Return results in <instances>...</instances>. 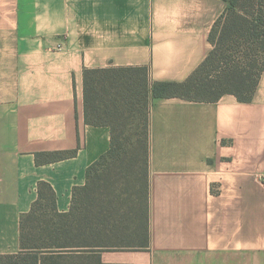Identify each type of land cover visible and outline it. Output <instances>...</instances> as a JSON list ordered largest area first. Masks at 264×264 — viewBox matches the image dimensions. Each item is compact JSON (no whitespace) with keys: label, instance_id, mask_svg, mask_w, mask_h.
Wrapping results in <instances>:
<instances>
[{"label":"crops","instance_id":"1","mask_svg":"<svg viewBox=\"0 0 264 264\" xmlns=\"http://www.w3.org/2000/svg\"><path fill=\"white\" fill-rule=\"evenodd\" d=\"M224 0H0V253L49 182L68 211L111 129L86 122L84 69L147 66L186 80L213 48ZM76 150L47 160L38 154ZM264 72L250 102L150 104V246L108 263L264 264Z\"/></svg>","mask_w":264,"mask_h":264},{"label":"trees","instance_id":"2","mask_svg":"<svg viewBox=\"0 0 264 264\" xmlns=\"http://www.w3.org/2000/svg\"><path fill=\"white\" fill-rule=\"evenodd\" d=\"M224 1L210 32L213 48L184 81H152L147 66L84 69L86 122L110 127L111 146L74 188L68 211L58 209L49 182L39 183L20 220L21 249L0 253V264H125L105 262L102 253L150 246L151 100L215 102L233 94L250 102L264 72V0ZM75 154L39 153L37 160Z\"/></svg>","mask_w":264,"mask_h":264},{"label":"built area","instance_id":"3","mask_svg":"<svg viewBox=\"0 0 264 264\" xmlns=\"http://www.w3.org/2000/svg\"><path fill=\"white\" fill-rule=\"evenodd\" d=\"M263 180H264V177H263Z\"/></svg>","mask_w":264,"mask_h":264}]
</instances>
